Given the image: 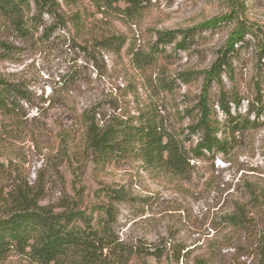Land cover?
Listing matches in <instances>:
<instances>
[{"label":"rangeland","instance_id":"rangeland-1","mask_svg":"<svg viewBox=\"0 0 264 264\" xmlns=\"http://www.w3.org/2000/svg\"><path fill=\"white\" fill-rule=\"evenodd\" d=\"M244 1L257 36L249 33L233 47L229 71L209 91L211 102L238 94L239 107L229 103L232 115H244L258 93L264 104V50L258 47L264 0ZM227 13L221 0H151L137 16L118 12L113 29L126 39L120 52L97 50L73 29L38 38L39 29L23 37L0 24V79L29 94L22 120L8 130L0 124V189L23 179L40 190V205L61 211L77 191L87 203L100 187H121L130 199L114 204L113 229L124 254L107 264H193L197 257L209 264H264V111L258 118L250 114L259 126L236 134L228 151L205 153L179 176L146 173L134 163L97 171L81 151L59 150L65 139L80 135L84 112L100 122L152 111L186 150L195 147L198 137L188 132L191 115L204 73L218 59L232 24L195 32L185 49L176 47L178 34L143 72L131 54L146 52L159 32L191 29ZM237 207L246 218L241 231L222 220ZM0 264L33 263L11 254Z\"/></svg>","mask_w":264,"mask_h":264},{"label":"trees","instance_id":"trees-1","mask_svg":"<svg viewBox=\"0 0 264 264\" xmlns=\"http://www.w3.org/2000/svg\"><path fill=\"white\" fill-rule=\"evenodd\" d=\"M221 2L228 9L226 15L180 32H159L146 52L131 54L137 69L143 72L157 61L159 48L175 42L178 34L181 39L176 47L185 49L195 32L232 24L218 59L204 73L196 113L191 115L188 132L198 137L195 147L186 150L152 111L100 122L96 115L84 112L80 116V135L65 139L59 150L81 151L86 162L97 171L134 163L146 173L179 176L190 161L202 159L205 153H225L236 134L257 128L258 119L250 121L249 116L258 118L264 111L260 93L249 103L244 115L231 114L229 103L234 107L240 105L238 94L230 98L220 96L216 102H211L209 97L212 84L220 81L223 72L229 71L227 59L233 54V47L242 44L249 33L257 36V28L247 22L244 0ZM150 3L151 0H0V24L23 37L38 34L39 29L38 38H48L57 29H73L83 42L97 50L120 52L126 39L115 33L112 21L119 20L118 12L137 16ZM119 5L125 6L122 11ZM45 18L51 21L50 25H46ZM258 44L264 50V34ZM28 102L29 94L24 87L0 79L2 127L8 130L16 126ZM215 105L224 116L223 121L218 119ZM39 194V189L29 187L23 179L10 190L0 189V263L11 254L33 264H107L110 258L121 261L124 253L113 229L114 204L130 199L121 187H100L94 192L93 201L87 203L77 191V197L68 200L61 211L51 205H40ZM243 212L242 207H237L236 212L225 215L222 220L226 226L241 231L246 227ZM193 264L209 262L197 257Z\"/></svg>","mask_w":264,"mask_h":264}]
</instances>
